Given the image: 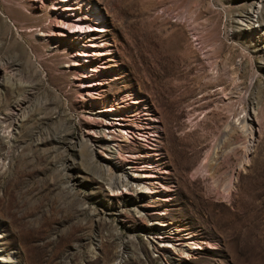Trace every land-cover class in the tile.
Returning <instances> with one entry per match:
<instances>
[{
  "label": "rangeland",
  "instance_id": "1",
  "mask_svg": "<svg viewBox=\"0 0 264 264\" xmlns=\"http://www.w3.org/2000/svg\"><path fill=\"white\" fill-rule=\"evenodd\" d=\"M261 28L264 0H0V264H264L233 203L264 200Z\"/></svg>",
  "mask_w": 264,
  "mask_h": 264
},
{
  "label": "bare ground",
  "instance_id": "2",
  "mask_svg": "<svg viewBox=\"0 0 264 264\" xmlns=\"http://www.w3.org/2000/svg\"><path fill=\"white\" fill-rule=\"evenodd\" d=\"M261 11H262V7H261V10L259 11V9L255 12L256 13V15H257V18L260 16L261 17ZM213 15V14H212ZM218 16H219V14H218ZM255 16V15H254ZM260 27H261V25H260ZM262 30H264V28H261ZM188 46V37H187V34H185V30H184V50H185V48ZM191 48V47H190ZM190 48H189V50H190ZM187 50H188V48H187ZM188 50V51H189ZM185 52V51H184ZM186 53V52H185ZM185 55V54H184ZM197 55V54H196ZM193 56V55H192ZM194 57V56H193ZM196 61V60H195ZM185 62V61H184ZM7 68H10L9 66L7 67ZM27 94V93H26ZM26 100H27V96L26 97H23V99H22V101H21V103H17V105H16V107L17 106H21L20 104H22L23 102H26ZM21 109H23V108H20L19 110H21ZM23 111V110H22ZM9 113V112H8ZM7 114V113H6ZM5 120L4 121H9L10 119H11V116H9V114L8 115H6L5 116V118H4ZM243 120V119H242ZM226 128V127H225ZM229 128L231 129L232 127L229 125ZM223 132V131H222ZM224 132H225V130H224ZM228 132V131H227ZM224 134V133H223ZM227 134V133H226ZM228 135V134H227ZM248 137V138H247ZM247 137H245V139L247 138V140L245 141L244 140V142H246V144L245 143H243V140H242V143L243 144H245L244 145V159L241 161V163L239 164L240 165V167H242L243 166V164H244V162L246 161V159H247V151H248V149H249V143H250V141H251V139H254L253 138V130H252V126L250 125V127H249V130L247 129ZM227 138V137H226ZM223 141V140H222ZM221 142V141H220ZM241 143V142H240ZM239 143V144H240ZM240 144V146H242L243 144ZM224 144V143H223ZM220 146V145H219ZM243 147V146H242ZM74 149V148H73ZM227 157V156H226ZM229 160V158L227 157V160L226 161H228ZM251 177H253L254 178V176L253 175H247V179L248 178H250L252 181H253V179L251 178ZM255 181L257 182V183H259V184H262V180H261V174L259 173V174H256V176H255ZM114 179H115V177H114ZM115 182H113L114 184H116V185H121V186H124V181H125V179H124V176L123 175H121V176H119V177H116V179L114 180ZM224 181V180H223ZM226 182V184H224V186H223V188L226 190L227 189V187H229V182L230 181H224V183ZM112 184V183H111ZM223 189V190H224ZM259 194L258 193H255V191H253L252 190V187L248 190V195H247V198H246V200H244V199H241V197H240V195L239 194H234V197H233V203H234V207H235V210H234V213H235V215H236V217H248V218H256V217H258V216H263L264 215V200L260 203V204H257V203H255L254 202V199L258 196ZM248 200V201H247ZM245 201H247L246 202V204H247V206H246V208L244 209V210H242L241 208H240V206H241V203L242 202H245ZM239 211H243L242 213L241 212H239ZM242 214V215H241ZM190 243V242H189ZM187 245V244H186ZM190 245V244H189ZM190 248V247H189ZM188 251V250H187ZM2 252H5V250H3ZM4 258V257H3ZM13 258V257H12ZM12 258H9V259H7V261H6V263L7 264H20V262H19V260H17V259H15V260H13ZM12 259V260H11ZM9 260V261H8ZM3 263V262H2Z\"/></svg>",
  "mask_w": 264,
  "mask_h": 264
}]
</instances>
